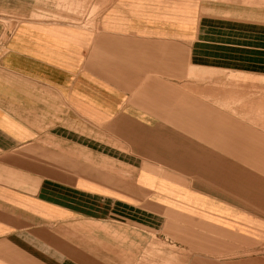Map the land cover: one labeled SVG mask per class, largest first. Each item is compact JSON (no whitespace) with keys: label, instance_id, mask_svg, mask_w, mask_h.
Wrapping results in <instances>:
<instances>
[{"label":"crops","instance_id":"obj_1","mask_svg":"<svg viewBox=\"0 0 264 264\" xmlns=\"http://www.w3.org/2000/svg\"><path fill=\"white\" fill-rule=\"evenodd\" d=\"M211 6L0 0V264L125 263L122 247H86L75 225L97 203H144L109 190L102 173L109 161L137 167L132 125L164 121L168 85L187 77L188 60L223 59L221 45L235 56L216 7L204 14ZM241 106L264 110V93ZM136 184L155 201L153 185Z\"/></svg>","mask_w":264,"mask_h":264},{"label":"rangeland","instance_id":"obj_2","mask_svg":"<svg viewBox=\"0 0 264 264\" xmlns=\"http://www.w3.org/2000/svg\"><path fill=\"white\" fill-rule=\"evenodd\" d=\"M204 1L235 56L221 45L223 59L188 60L187 77L168 85L164 121L132 125L137 167L109 161L102 184L144 203H97L75 225L86 247H122L124 264H264V110L241 106L264 93V0Z\"/></svg>","mask_w":264,"mask_h":264}]
</instances>
